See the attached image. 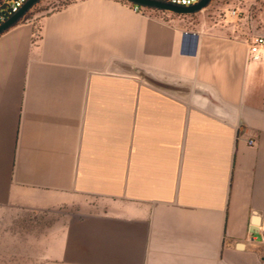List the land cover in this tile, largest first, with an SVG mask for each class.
<instances>
[{
  "label": "crops",
  "instance_id": "obj_1",
  "mask_svg": "<svg viewBox=\"0 0 264 264\" xmlns=\"http://www.w3.org/2000/svg\"><path fill=\"white\" fill-rule=\"evenodd\" d=\"M203 11L76 0L0 33V213H60L36 264H264V19Z\"/></svg>",
  "mask_w": 264,
  "mask_h": 264
},
{
  "label": "rangeland",
  "instance_id": "obj_2",
  "mask_svg": "<svg viewBox=\"0 0 264 264\" xmlns=\"http://www.w3.org/2000/svg\"><path fill=\"white\" fill-rule=\"evenodd\" d=\"M74 1L43 0L30 12L28 20L38 19ZM230 7L264 19V0H214L204 8L203 14L210 22L220 21L224 9ZM172 14L166 12L163 16L170 19ZM258 22L263 23L260 19ZM59 214L22 210L0 213V264H36L39 256L34 253V248L41 244V234L48 232V226ZM32 215L36 218L33 219Z\"/></svg>",
  "mask_w": 264,
  "mask_h": 264
},
{
  "label": "built area",
  "instance_id": "obj_3",
  "mask_svg": "<svg viewBox=\"0 0 264 264\" xmlns=\"http://www.w3.org/2000/svg\"><path fill=\"white\" fill-rule=\"evenodd\" d=\"M27 0H0V24L15 13ZM175 5L188 6L196 3L198 0H162ZM134 10L144 11L145 8L139 4L128 3ZM240 10L237 7L224 9L221 15V21L229 22L237 18ZM247 59L249 61L264 60V32L253 34L248 39ZM249 144H253V140H248Z\"/></svg>",
  "mask_w": 264,
  "mask_h": 264
},
{
  "label": "water",
  "instance_id": "obj_4",
  "mask_svg": "<svg viewBox=\"0 0 264 264\" xmlns=\"http://www.w3.org/2000/svg\"><path fill=\"white\" fill-rule=\"evenodd\" d=\"M35 1L37 0H27L15 13H13L8 18H6L0 24V32L6 30L7 28H9V26L14 24L18 20V18L21 17ZM128 1L142 6L171 11L178 14H192L194 12H197L205 8L210 0H198L196 3L188 6L175 5L162 0H128ZM186 35L189 37H196V35L192 33L186 32ZM253 222L255 224L256 222H258L257 216L253 217Z\"/></svg>",
  "mask_w": 264,
  "mask_h": 264
},
{
  "label": "trees",
  "instance_id": "obj_5",
  "mask_svg": "<svg viewBox=\"0 0 264 264\" xmlns=\"http://www.w3.org/2000/svg\"><path fill=\"white\" fill-rule=\"evenodd\" d=\"M41 1H43V0H37V1H35L32 5H31V7L21 16V17H19L18 18V20L14 23V24H12L11 26H9V27H12V26H14V25H16V24H18V23H20V22H23V21H26V20H28L29 19V14H30V12L36 7V6H38L40 3H41ZM122 1H125V2H128V3H132V2H130V1H128V0H122ZM214 0H210L209 1V3L207 4V6L211 3V2H213ZM132 4H134V3H132ZM141 7H143V8H150V7H146V6H142L141 5ZM3 31H5V30H3ZM2 31V32H3ZM2 32H0V33H2Z\"/></svg>",
  "mask_w": 264,
  "mask_h": 264
}]
</instances>
